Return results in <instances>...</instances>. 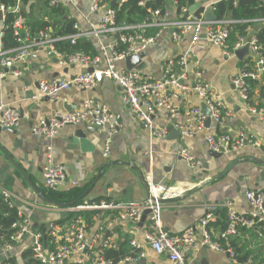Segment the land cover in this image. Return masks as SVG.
<instances>
[{
  "label": "crops",
  "instance_id": "0c3cea01",
  "mask_svg": "<svg viewBox=\"0 0 264 264\" xmlns=\"http://www.w3.org/2000/svg\"><path fill=\"white\" fill-rule=\"evenodd\" d=\"M57 1L66 7L68 16L73 17L80 28L88 29L92 23L99 24L101 14L90 12V0H76L74 5H70L67 0ZM167 4L166 16L170 20L180 18L179 12L175 9V0H167ZM34 15L39 18L43 13L35 11ZM227 17L232 19L229 13ZM240 21L247 23L244 33L241 34L234 28V24L238 22L231 24L228 44L230 47L233 46L239 37H244L247 43L235 49L232 55H224L219 47L213 46L204 37L191 45L189 34L179 41L172 40L169 34L171 29L168 28L164 29L156 42L144 51L145 54L137 66L147 77L160 78L163 64L190 46V57L185 66L186 82L190 81L193 70L198 69L202 80L224 103L228 113L222 114L219 122L210 118L209 125L206 126L204 122L201 129L192 137L180 135L183 148L195 159L194 168L189 167L178 155V149L182 148L181 141L175 137L176 135H171L169 127L177 130L176 124H196L197 117L191 110L203 103L195 91H191L183 100H174L172 96L170 97L176 109L171 123L166 120L164 110L156 109L154 124L166 127L168 133L165 137H153L136 121L122 101V90L109 79H102L89 91L76 88L62 91L54 101L34 97L39 80L68 79L87 70V66L80 64L64 66L59 64L56 58L44 53L32 55L15 64L21 75L18 77L8 75L0 84V96L18 111L20 122L14 129L15 134L5 131L0 133V145L15 160L32 186L1 150L0 183L21 199L15 202V208L30 217V226L39 228L50 221L62 223L72 217V213L62 210L70 204L54 209L52 206L56 205L55 202L47 200L45 196L48 189L43 185L41 168L48 141L43 136L33 135L30 131L31 126L39 117H49L56 111L65 113L75 110L88 97L94 102L106 105L110 111L118 113L120 127L108 138L107 157L101 155L107 135L96 125L82 122L61 127L50 141L54 160L62 164L66 172V179L57 190L83 187L86 194L82 200L140 202L146 198L145 183L150 174L154 183L163 184L173 193H177L178 198L175 196L164 201L161 210L162 225L172 234L195 225L208 211L213 212L216 221L219 211L223 209L221 203L226 199L232 200L239 210L247 207L245 191L264 189V126L250 111V107L264 110V79L262 71L257 79L252 80L254 85H251V97L247 102L240 98L231 82V77L239 71L243 63H248L249 68L253 69L257 62L249 41L255 38V32L258 30H254V26L257 25L259 28L261 24ZM236 51H240V54ZM117 66L125 67L123 61L118 62ZM174 71L177 73L180 69L176 68ZM78 130L82 131V134H76ZM240 131L247 139H251L250 143H246L237 151L221 154L218 158L210 155L205 143L206 134L236 135ZM214 177L216 178L213 179ZM209 180L211 181L208 182ZM73 181L77 184L73 185ZM198 185H201L200 189L189 192ZM91 215L92 213H85L87 218ZM147 224L146 218L141 224L138 222L135 225L117 221L114 225L117 248L123 241L133 239L143 244L146 253L145 258L137 264H173L166 254H157L146 244L144 233ZM225 225L226 220L223 229ZM211 228L213 237L221 231L214 225ZM246 229H248L246 233L237 237L242 241L240 243L244 251H248L250 255L240 263L250 261L257 264L264 260V234L256 225ZM28 245L29 238L24 237L7 254L13 264H25L24 253L27 251L29 253ZM4 258V255H0V264H3ZM185 263L231 264L227 252L215 251L206 246L186 252Z\"/></svg>",
  "mask_w": 264,
  "mask_h": 264
},
{
  "label": "built area",
  "instance_id": "2783aa9c",
  "mask_svg": "<svg viewBox=\"0 0 264 264\" xmlns=\"http://www.w3.org/2000/svg\"><path fill=\"white\" fill-rule=\"evenodd\" d=\"M75 1L67 0L70 5H74ZM219 1L221 0H209L192 14L183 7L179 11L180 18L175 20H170L163 15L160 9H154L149 11V15L142 21L126 23L116 21V10L112 6L115 3L121 5L126 0H90V12L101 14L99 24L92 23L88 29H82L74 23V32L56 36L50 28L39 30L33 35L28 32L19 35L18 28H21L24 19L17 17L13 22L16 27V46L4 47L1 41L2 31H0V84L10 74L15 77L21 75L20 69L15 68V64L32 55L44 53L56 58L61 65L80 64L87 66L88 69L68 79L39 80L35 98L54 101L62 91L71 88L89 91L106 78L122 90L123 103L136 121L148 130L150 136L165 137L168 133L166 127H158L154 124L156 109L164 110L166 120L171 123L176 109L170 97L172 96L174 100H183L191 91H195L202 99V103L210 111V118L219 122L221 115L227 114L228 111L220 96L202 80L201 72L198 69L193 70L190 81L186 82L185 66L189 61L190 46L163 64L160 78L147 77L138 67L126 69L117 66V63L124 61L125 58L144 52L156 42L164 29L168 28L171 29L170 37L175 41L189 34L191 45L204 37L210 44L219 47L224 55L234 54L235 49L240 48L247 41L244 37H239L230 47L228 44L230 25L242 21L229 19L227 16L215 19L205 18L207 13L215 14V4ZM232 1L233 4L236 3V0ZM49 3L56 5L58 1L50 0ZM139 4L143 2L140 1ZM167 9L168 4L166 11ZM0 11L3 13L2 20L3 5H0ZM253 21L264 25V17L250 20V22ZM80 38L95 40L97 52L92 55L82 51L69 52L56 47V43L62 41H68L73 45ZM249 43L257 57L254 68L250 69L248 63H243L239 71L231 77L234 89L245 102L249 99L250 80L257 79L264 70V58L256 39H250ZM176 68L180 69L177 73L174 71ZM250 111L264 126V110L250 107ZM191 113L197 117L195 125L190 123L175 125L182 137H192L204 123L205 115L201 113L200 107L193 108ZM19 122L18 111L0 96V127L15 129ZM82 122L94 124L106 133L107 139L101 155L107 157L109 154L108 138L120 127V115L110 111L106 105L94 102L92 98H85L73 111L65 113L56 111L49 117H39L31 126L30 131L33 135L43 136L48 141L41 168L42 181L46 189L55 191L66 179L63 165L54 160L51 138L61 127ZM250 142L251 139H247L242 131L236 135L226 133L205 135L207 149L221 154L237 151ZM178 155L186 161L189 167H195V159L187 149L179 148ZM146 183L147 195L140 202L84 199L76 205L62 208L72 213L70 219L62 223L50 221L39 228H32L30 217L15 208L16 218L11 224L14 232L8 236V239L0 236V255L5 256L3 264H12L7 254L24 237L29 238L28 250L36 264H137L145 258L146 253L143 244L133 239L128 241L131 252L118 259L116 263L107 259L105 252L108 249L117 248L115 223L125 221L135 225L140 221L144 211H148L146 214L148 224L144 233L146 244L155 253L166 254L173 264H186V252L202 246L215 251L227 252L231 264H240L237 262L235 251L230 246L231 239L240 234L241 228L246 229L253 225H256L264 234V189L245 191L244 196L248 200V205L242 210H239L232 200H224L221 207L225 209L226 227L219 231L216 237H213L210 224L215 221V217L212 211L206 212L195 225L179 233H169L162 225L161 210L163 202L174 198L177 193H173L163 184L154 183L150 174L146 178ZM72 184L77 183L73 181ZM0 197L8 208H14L15 202L21 200L1 183ZM52 207L58 209L56 205ZM86 212L92 215L87 218ZM245 264L253 263L247 261ZM257 264H264V260Z\"/></svg>",
  "mask_w": 264,
  "mask_h": 264
},
{
  "label": "trees",
  "instance_id": "16d2710c",
  "mask_svg": "<svg viewBox=\"0 0 264 264\" xmlns=\"http://www.w3.org/2000/svg\"><path fill=\"white\" fill-rule=\"evenodd\" d=\"M50 0H0V5L4 6L3 19L0 21V31H2L1 41L4 47H14L17 45V36L15 35V29L13 22L17 17L24 19V23L21 28H18L19 35L28 32L33 35L42 29H51L53 34L66 35L74 32L73 24L76 23L73 17H69L66 7L57 3L56 5H50ZM142 1L143 4H139ZM198 0H175V9L177 12L181 8L185 7L188 9L190 5ZM116 10V21H124L126 23H136L145 19L149 15V11L154 9H160L163 15L167 14V0H126L121 5L112 4ZM16 8L14 11L9 8ZM215 16L221 18L227 16L231 12V18L234 20H250L255 18L264 17V2L263 0H236L233 4L232 0L224 1L221 0L215 4ZM199 10V9H198ZM197 10V11H198ZM35 11H42L43 16L36 18L34 15ZM196 11V12H197ZM179 14V13H178ZM247 23L238 22L234 24V28L244 33V28ZM255 39L260 47L261 55L264 58V25H261L255 32ZM56 47L69 52L82 51L88 54H95L97 52L96 42L93 39H78L75 44L71 45L68 41H62L56 43ZM262 78L264 79V70ZM254 82L250 80V91L248 97H251V89ZM85 188L73 187L68 190H47L45 196L47 200L55 203H63L65 205H76L80 203L85 197ZM16 218V209L8 208L6 203L0 197V236L8 239L14 229L11 228L12 222ZM226 220L225 209H221L217 215L216 221L210 225H214L219 230H223V224ZM60 223V222H58ZM248 229L241 228L240 236L247 232ZM239 236V235H238ZM2 241V239H1ZM239 237L235 236L230 241V246L236 253L237 262L247 259L249 252L244 251ZM128 240L123 241L118 248L108 249L105 252V257L110 259L112 263H116L118 259L128 255L131 252ZM25 264H36V262L30 257V252L25 254ZM13 264V261H10ZM241 264V263H240Z\"/></svg>",
  "mask_w": 264,
  "mask_h": 264
},
{
  "label": "water",
  "instance_id": "95a60500",
  "mask_svg": "<svg viewBox=\"0 0 264 264\" xmlns=\"http://www.w3.org/2000/svg\"><path fill=\"white\" fill-rule=\"evenodd\" d=\"M208 1H209V0H198V1L194 2L192 5H190V6L188 7V12L191 13V14H192V13H195L198 9H200V7L202 6L203 3L208 2ZM9 10L14 11L15 9H14V7H12V8H9ZM2 14H3L2 11H0V20H1V18H2ZM229 14L231 15V12H229ZM205 18H206V19H215L216 17H215V15H213V14L207 13V14L205 15ZM257 29H258V26L255 25V26H254V30H257ZM115 36H116V35H115ZM116 37H117V36H116ZM236 53H237V54H240V51H236ZM144 54H145V52H140V53H138V54H134V55H131V56L125 58V60L123 61V62H124V65H125V68H126V69H131V68L137 67V66L140 64L141 59L143 58ZM45 99H46V98H45ZM200 108H201V113H202L203 115H205V120H204L205 125L208 126L209 123H210V111L208 110V108H207L204 104H202V105L200 106ZM19 112H20V111H19ZM96 127H97V126H96ZM2 131H5V132H7V133H11V134H15V133H16V130H14V129H10V128H9V129H5V128H3V127H0V133H1ZM169 131H170L171 135H176L175 137L178 138V139L181 141V147L183 148L184 144H183V140L180 139V132H179L178 130H174L172 126L169 127ZM76 134H82V131H79V130H78ZM0 150H1L2 152H4V154L9 158V160H10L11 163L17 168V170L19 171V173H20L22 176L25 177L26 182L29 183V185H31V184H30V181H29L28 178L26 177L25 173H24V172L18 167V165L16 164L15 160H14L11 156H9V154L5 151V149H4L1 145H0ZM209 153H210L211 156H213V157H215V158H218L219 156H221V153H216V152H212V151H209ZM219 177H220V176H219ZM215 178H216V177H214L213 179H215ZM213 179H211V180H213ZM143 180H144V179H143ZM211 180H209L208 182H210ZM145 185H146V189H147V184L145 183ZM31 186H32V185H31ZM200 187H201V185H198V186H196L192 191H189V192H194V191L200 189ZM175 198H178V196L175 197ZM55 204H56L57 206H64V205H65V204H63V203H55ZM147 213H148V211H144V213H143V215H142V217H141V219H140V221H139L140 224H141L142 222H144ZM225 227H226V225H225ZM206 247H207V246H206Z\"/></svg>",
  "mask_w": 264,
  "mask_h": 264
},
{
  "label": "rangeland",
  "instance_id": "374dc122",
  "mask_svg": "<svg viewBox=\"0 0 264 264\" xmlns=\"http://www.w3.org/2000/svg\"><path fill=\"white\" fill-rule=\"evenodd\" d=\"M37 13H42V11H37Z\"/></svg>",
  "mask_w": 264,
  "mask_h": 264
},
{
  "label": "bare ground",
  "instance_id": "6f19581e",
  "mask_svg": "<svg viewBox=\"0 0 264 264\" xmlns=\"http://www.w3.org/2000/svg\"><path fill=\"white\" fill-rule=\"evenodd\" d=\"M214 15V14H213ZM216 17V16H215ZM173 40V39H172Z\"/></svg>",
  "mask_w": 264,
  "mask_h": 264
}]
</instances>
